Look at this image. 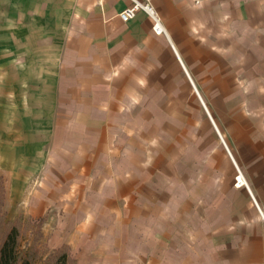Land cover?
Returning <instances> with one entry per match:
<instances>
[{"label":"crops","instance_id":"crops-1","mask_svg":"<svg viewBox=\"0 0 264 264\" xmlns=\"http://www.w3.org/2000/svg\"><path fill=\"white\" fill-rule=\"evenodd\" d=\"M76 3L57 70L41 82L47 122L13 131V156L30 180L17 211L61 213L54 226L43 220L42 235L67 264H264V188L262 236L230 250L227 219L197 218L201 191L181 185L180 143L168 137L181 114L198 124L191 83L216 129L264 178V0H154L166 35L143 11L121 21L128 0ZM207 154L213 167L228 165L218 144Z\"/></svg>","mask_w":264,"mask_h":264},{"label":"rangeland","instance_id":"rangeland-1","mask_svg":"<svg viewBox=\"0 0 264 264\" xmlns=\"http://www.w3.org/2000/svg\"><path fill=\"white\" fill-rule=\"evenodd\" d=\"M254 5L256 13L261 11L262 4ZM76 6V0H0V243L8 230L15 226L19 231L17 251L29 264H57L60 252H52L46 247L42 224L43 220L51 219L54 226L62 215L60 213L58 217L56 211L49 209L39 220L17 211L14 198L30 180L26 177L27 171L18 167L19 157L13 156V131L16 128L18 136L21 124L31 122L32 125L33 122L42 129L47 122L45 106L49 100V84L41 82L51 76L50 71L55 74L57 70L61 45L67 42ZM35 65L36 81L28 82L29 77L32 79L30 69ZM190 86L198 103V124L196 128H189L181 114L177 121L172 118L175 129L168 132L169 138L180 143L184 160L181 161L184 177L181 185H191L201 191L196 197L198 219L228 220L230 250L236 248L237 242L253 246V235L262 236L263 232L258 228L263 222L256 219L261 208L258 192L264 188L262 172L255 169L258 164L253 158L243 160L236 148L230 146L224 131L217 130L209 117L210 104L191 83ZM241 87L245 91L247 85ZM30 90L35 92L36 98H29ZM243 107L244 114L248 115ZM32 108L34 116L31 115ZM37 133L38 141L44 144L45 132ZM206 141H209L208 146H205ZM217 144L228 162V165L222 163L223 169L213 167L207 154V150ZM39 157L41 155L38 156V165ZM23 174L25 177L20 178ZM41 180H32L33 186ZM238 190L242 196H238ZM249 209L253 210L252 215L248 213ZM259 253L263 254V249Z\"/></svg>","mask_w":264,"mask_h":264},{"label":"built area","instance_id":"built-area-1","mask_svg":"<svg viewBox=\"0 0 264 264\" xmlns=\"http://www.w3.org/2000/svg\"><path fill=\"white\" fill-rule=\"evenodd\" d=\"M129 4L125 6L119 13L118 16L123 22L135 17L136 13L143 11L147 14L152 23V30L156 35H166L163 28L161 19L156 12L153 1L154 0H128ZM241 183V182H240ZM243 185V184H241Z\"/></svg>","mask_w":264,"mask_h":264},{"label":"trees","instance_id":"trees-1","mask_svg":"<svg viewBox=\"0 0 264 264\" xmlns=\"http://www.w3.org/2000/svg\"><path fill=\"white\" fill-rule=\"evenodd\" d=\"M19 231L15 226L11 227L4 235L0 243V264H29L26 259H22L17 251L19 241ZM57 264H67L63 254L59 255Z\"/></svg>","mask_w":264,"mask_h":264}]
</instances>
